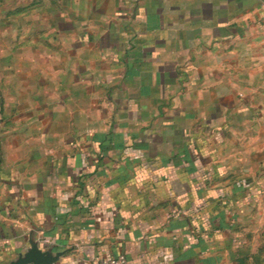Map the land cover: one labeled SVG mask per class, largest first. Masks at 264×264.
<instances>
[{"label": "crops", "instance_id": "1", "mask_svg": "<svg viewBox=\"0 0 264 264\" xmlns=\"http://www.w3.org/2000/svg\"><path fill=\"white\" fill-rule=\"evenodd\" d=\"M0 0V264H264V0Z\"/></svg>", "mask_w": 264, "mask_h": 264}, {"label": "water", "instance_id": "2", "mask_svg": "<svg viewBox=\"0 0 264 264\" xmlns=\"http://www.w3.org/2000/svg\"><path fill=\"white\" fill-rule=\"evenodd\" d=\"M56 257L43 253L37 246L33 245L24 257H21L12 264H51Z\"/></svg>", "mask_w": 264, "mask_h": 264}, {"label": "built area", "instance_id": "3", "mask_svg": "<svg viewBox=\"0 0 264 264\" xmlns=\"http://www.w3.org/2000/svg\"><path fill=\"white\" fill-rule=\"evenodd\" d=\"M95 264H130L128 258L124 254L107 258L98 256L95 259Z\"/></svg>", "mask_w": 264, "mask_h": 264}, {"label": "rangeland", "instance_id": "4", "mask_svg": "<svg viewBox=\"0 0 264 264\" xmlns=\"http://www.w3.org/2000/svg\"><path fill=\"white\" fill-rule=\"evenodd\" d=\"M27 1H29V0H26V2ZM16 3H17V0H5L4 1V5L6 4V6H7V4H8V6H12V5L16 4ZM0 6H1V3H0Z\"/></svg>", "mask_w": 264, "mask_h": 264}]
</instances>
